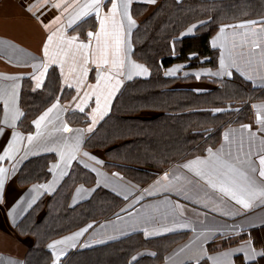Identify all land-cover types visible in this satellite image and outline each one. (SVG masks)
I'll list each match as a JSON object with an SVG mask.
<instances>
[{
	"label": "crops",
	"instance_id": "1",
	"mask_svg": "<svg viewBox=\"0 0 264 264\" xmlns=\"http://www.w3.org/2000/svg\"><path fill=\"white\" fill-rule=\"evenodd\" d=\"M159 1L148 3L147 0H132L129 6L135 24L130 29V35L126 37L129 44L128 55L131 61L147 69L143 62L132 55V36L139 21ZM67 2L71 3V0ZM102 2L104 6L101 12L104 14L111 7L112 0H102ZM29 5H34L32 12H37L41 7V0H0V130L3 133L0 136V156L5 157L0 160V167L7 170L4 188L0 191V264H25L26 252L34 240L27 226L28 223L26 224L27 221H31L28 220L31 215L27 217V220L20 222L27 213L34 214L36 211L34 208L40 200H44V203L48 202L74 164L90 171L92 180L89 183L71 184L68 206H74L89 199L98 187L109 190L120 201L111 216L87 223L50 240L47 246L82 232L75 236L74 240L56 244L51 249L48 247L52 263L54 257L61 251L64 254L59 255L57 262L76 251H81L80 259L87 260L83 264H112L113 259L118 257L109 258L106 255L110 252L108 247H112L117 241L136 235L148 240L163 239L165 244H170L154 264H197L199 262L235 264L237 257L247 263L261 256L263 250L253 244L248 230L264 224V200L253 199L251 207L244 208L230 195L219 191L218 184L216 188H213L205 179L195 176L193 171L183 166L197 157L208 158V150L211 149L213 153H222L223 159L255 180L257 187H264V181L259 178V156L264 155V128L257 119V114L264 112V32L261 31L264 29V17L221 24L209 37L210 47L216 49L218 53L217 64L214 67L203 64L189 67L187 61H178L163 69L165 76L177 78L174 83L177 89H190L197 94H206L214 92L220 84L230 81L235 75L248 81L252 87L259 89L263 94L246 100L250 110L248 118L242 122L226 124L221 129L214 146L208 147L203 153L179 159L165 166L147 182L139 184L123 175L117 168L107 167L108 156L105 150L89 148L85 142L110 113L113 101L124 83L134 78H147L149 69L148 75H133L131 79L127 78V71L119 76L122 81L121 87L111 98L109 109L103 119L97 117L98 122L91 133L86 130L92 123L91 114L96 107L95 97L88 100L83 113L76 108L79 99L74 101L73 97L83 98L85 92L92 91L91 86L96 84L94 64L87 66L88 74L83 85H76L74 79H68L65 83L60 66L50 65L49 69L54 68L58 74L60 88L57 95L32 119V128L29 131H24L18 126L21 116L16 120L12 119L13 112L22 113L20 105L22 87L28 86L32 91L42 88L36 87L37 81L33 79V76L43 71L40 67L43 60L42 49L49 34L44 24H49L61 13V10L48 5L44 7L43 15L37 20L27 10ZM72 14L70 9L63 15L60 23L50 26L51 31L63 28L66 37L77 36V43H88L87 32H96L99 29L95 14L85 17L83 22H78L71 28L64 27ZM249 21L257 23L248 24ZM196 24L189 25L180 35L194 33L193 25L196 26ZM238 25H244V27H237ZM125 27L127 29L126 21ZM253 30L257 33L256 36L251 35ZM253 39L260 44L259 48H252ZM92 43L94 45L95 41L93 40ZM221 59L224 60L225 66L232 65L233 62L235 64L227 67L225 71L221 67ZM70 66L69 59L64 67L65 76ZM169 72L171 74H166ZM229 72L231 75L227 74ZM67 84H72L73 87H68ZM13 85H16L14 96L12 95ZM58 98L59 107L49 114L38 130L33 121L56 103ZM5 101L8 102L7 112H5ZM68 113H73L76 117L83 115L85 119L83 122L74 123L67 118ZM155 113L152 110H144L141 115L150 118L155 116ZM64 124L73 131L63 132ZM242 125H250V128H242ZM77 130H84L83 139L79 151L75 153L76 159L66 166L61 162L58 153L49 149L59 148L64 143L72 144L74 137L81 134ZM38 131L41 134L37 137ZM13 132L17 135L13 140L9 158L4 153V147L12 139ZM29 135L35 137L31 144L27 140ZM85 153L88 155H84ZM42 154L54 156L48 163L47 179L20 183L18 171L21 164L31 157ZM58 164L59 167H57ZM165 173H168L167 180L163 179ZM170 182L173 187L168 191H162L161 186L168 185ZM239 182L244 183L242 179ZM49 184H51L50 188L39 187ZM54 197L56 195L52 198ZM40 216L41 214H37L36 217ZM246 242H249L247 247H245ZM70 244L75 246L70 247ZM153 255V249L143 247L127 257L125 264H136V260L143 257L151 258ZM89 258L94 261L90 262Z\"/></svg>",
	"mask_w": 264,
	"mask_h": 264
},
{
	"label": "trees",
	"instance_id": "2",
	"mask_svg": "<svg viewBox=\"0 0 264 264\" xmlns=\"http://www.w3.org/2000/svg\"><path fill=\"white\" fill-rule=\"evenodd\" d=\"M263 17L264 0H160L139 21L132 36V55L148 67V77L124 83L110 113L87 137L86 146L104 149L108 156L106 166L117 168L139 184L147 182L165 166L214 146L226 124L248 118L250 110L246 100L263 92L234 75L214 92L197 94L190 89H177L174 84L177 78L165 76L163 69L178 61H187L189 67L199 64L214 67L218 53L209 45L212 33L224 23ZM193 23H197L194 33L181 36ZM59 88L54 68L49 69L42 88L32 91L28 86L22 87L23 115L18 122L22 130L32 128V119L57 95ZM144 110L155 111V116L143 117ZM67 118L74 123L85 119L73 113H68ZM53 157V154H42L24 161L18 171V181L47 179L48 163ZM91 180L90 171L74 164L54 193L56 197L52 195L47 203L40 200L34 214L29 212L24 216L20 223L31 215L28 217L31 221L26 224L34 238L26 252L25 264H53L47 246L50 240L114 213L120 199L101 187L89 199L68 206L71 184ZM37 214L41 216L36 217ZM248 235L263 252L247 263L237 257L235 264H264V224L250 228ZM169 245L163 239L148 240L136 235L117 241L108 247L110 252L106 255L118 257L110 261L112 264H125L127 257L149 247L154 250L153 257H143L135 263L154 264ZM80 253L76 251L56 264L87 262L80 259Z\"/></svg>",
	"mask_w": 264,
	"mask_h": 264
},
{
	"label": "snow or ice",
	"instance_id": "3",
	"mask_svg": "<svg viewBox=\"0 0 264 264\" xmlns=\"http://www.w3.org/2000/svg\"><path fill=\"white\" fill-rule=\"evenodd\" d=\"M132 0H112L111 7L108 8L107 12L102 14L101 9L104 6L102 0H71L68 3L67 0H41V7L37 12H32L34 5H29L28 11L37 19L43 15L44 7L51 5V8L61 10L60 15L53 18L49 24H44L45 30L49 32L46 41L43 44V60L40 67L43 71L39 72V75L33 76V79L37 81L36 87L40 88L46 81L48 69L50 65H59L61 69V76L65 77V83L68 79H74L76 85H83L84 79L88 74V65L94 64L96 67V84L91 86V92H85L83 98L73 97V100L79 99L76 108L79 112H85V108L88 104V100L91 97H95L96 107L92 110L91 120L92 123L87 128V132L91 133L95 124L98 122L97 117L103 119L104 115L109 109L111 103V98L120 89L122 81L119 76L124 75L127 71V78L131 79L133 75H148V69L143 65L136 64L129 58V44L126 41V37L130 35V29L134 26L135 21L129 11V6ZM148 3H154L155 0H147ZM72 10L73 14L68 20L66 26L71 28L73 25H77L78 22H83L85 17H89L91 14H95L97 21L99 22V29L96 32L89 31L87 36L89 38L88 43H77L78 37H66L63 32V28H58L56 31H51L52 24L60 23L63 15ZM125 21L127 22V29L125 27ZM248 24H255L256 21H249ZM195 25H193V28ZM237 27H244V25H238ZM223 31V29H221ZM264 32V29H261ZM247 35V34H246ZM251 35L256 36L255 30L252 31ZM95 41L93 45L92 41ZM260 44L257 40H252V48H259ZM71 60V66L67 76L64 73L65 64ZM222 69H227L224 60L221 59ZM33 67H37L33 65ZM171 74V72L166 73ZM231 75V73H227ZM199 79V76H197ZM68 87H73L72 84H67ZM16 85L12 86V95H15ZM79 91V89H78ZM59 107V98L56 103H53L42 115H40L36 120L33 121L35 127L39 130L42 127L43 122L49 117L55 109ZM256 107V106H254ZM8 111V102L5 101V112ZM216 111H223L222 109H217ZM23 113L13 112L12 119L16 120ZM257 119L259 120L262 128H264V112L257 114ZM242 128L248 129L250 125H242ZM63 132L69 133L73 130L67 125H63ZM84 130H77L80 135L74 137V142L72 144L64 143L59 148H51L50 151H56L60 156L61 162L66 166L71 164L72 161L76 159L75 153L79 151L80 144L82 142L83 136L82 132ZM2 130H0V136H2ZM40 132H37V137L40 136ZM16 133L13 132L12 139L4 147V153L10 158V149L13 148V140L16 137ZM254 135V134H253ZM227 139V134L225 135ZM35 139L32 135L27 137L29 144ZM209 157L201 159L197 157L196 159L189 161L183 167L193 171L194 175L205 179L208 184L213 188L219 185V191L231 196L236 203L240 204L244 208L251 207V201L256 198H261L264 200V187H257L255 185V180L248 177L247 174L241 172L234 165L230 164L228 161L223 159L222 153H213L211 149L208 150ZM84 155H88L85 153ZM5 157L0 156V160ZM92 159H95L92 157ZM99 162V161H98ZM259 178L264 181V155L259 156ZM59 167V164L57 165ZM51 171V170H50ZM255 171V169H253ZM6 169L0 167V191L4 188L5 183V173ZM63 176L64 173L62 172ZM164 180L168 179V173L163 176ZM240 179L244 183H240ZM159 183V182H157ZM40 188H50L49 185H40ZM173 187L171 182L168 185L161 186L162 191H168ZM151 194V193H150ZM11 215V213H9ZM91 227V225H89ZM83 231V230H82ZM82 234L76 233L73 237H67L62 241H55L53 244H49L48 247L54 248L56 244L66 243L67 241L74 240L75 236ZM148 235V233H145ZM249 242H246L245 247L248 246ZM70 247H74L75 244H70ZM64 252L61 251L59 255H63ZM247 254V253H246ZM59 255H56L53 260V264H56L59 259ZM135 259V258H133ZM215 264V262H214Z\"/></svg>",
	"mask_w": 264,
	"mask_h": 264
}]
</instances>
